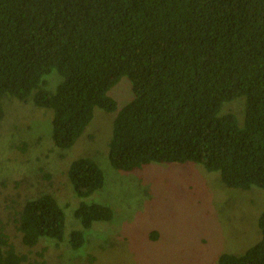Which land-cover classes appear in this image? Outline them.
<instances>
[{
    "label": "trees",
    "instance_id": "trees-1",
    "mask_svg": "<svg viewBox=\"0 0 264 264\" xmlns=\"http://www.w3.org/2000/svg\"><path fill=\"white\" fill-rule=\"evenodd\" d=\"M54 70L62 79L52 90ZM123 76L133 96L118 107L108 92ZM241 96L239 124L222 108ZM5 97L52 110L60 150L75 144L99 107L116 111L108 141L116 169L196 162L229 188L264 189V0H0V122L4 102L11 103ZM64 173L78 197L105 179L89 156L71 160ZM7 182L0 178L2 187ZM58 202L42 190L10 198L0 218V264L29 260L10 227L28 247L63 240ZM74 215L81 228L67 244L75 250L86 240L83 230L110 221L113 210L81 201ZM257 223L260 238L241 253L222 252L218 264H264V209Z\"/></svg>",
    "mask_w": 264,
    "mask_h": 264
},
{
    "label": "rangeland",
    "instance_id": "rangeland-1",
    "mask_svg": "<svg viewBox=\"0 0 264 264\" xmlns=\"http://www.w3.org/2000/svg\"><path fill=\"white\" fill-rule=\"evenodd\" d=\"M61 79L52 71L48 88L54 90ZM108 95L122 107L133 96L130 80L123 76ZM5 98L11 103L4 102L0 122V178L8 182L0 185V218L6 219L4 205L11 197L23 199L40 190L52 193L65 214L64 238L58 245L43 238L33 247L24 246L10 227L16 250L29 257L25 264H218L222 252L241 253L260 238L257 221L264 209V189L229 188L218 173L196 162L116 169L108 159L116 111L99 107L75 144L60 150L52 141V110ZM244 108L241 96L225 102L222 111L234 112L242 124ZM78 156H89L104 172L102 187L87 197L75 194L64 173ZM15 179L22 182L15 186ZM81 201L109 205L113 218L83 230L86 240L74 250L67 243L71 230L81 228L74 215Z\"/></svg>",
    "mask_w": 264,
    "mask_h": 264
}]
</instances>
